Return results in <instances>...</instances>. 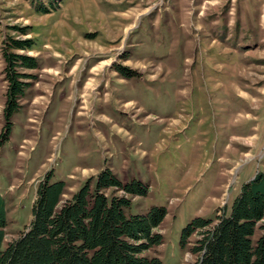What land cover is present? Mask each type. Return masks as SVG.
Listing matches in <instances>:
<instances>
[{
  "label": "rangeland",
  "instance_id": "1",
  "mask_svg": "<svg viewBox=\"0 0 264 264\" xmlns=\"http://www.w3.org/2000/svg\"><path fill=\"white\" fill-rule=\"evenodd\" d=\"M25 37L34 48L12 51L38 67L19 69L29 84L4 130L2 51ZM106 166L146 185L130 214L167 211L147 255L192 263L198 235L182 247V229L264 173V0H0L4 244L28 223L45 172L67 199Z\"/></svg>",
  "mask_w": 264,
  "mask_h": 264
},
{
  "label": "trees",
  "instance_id": "2",
  "mask_svg": "<svg viewBox=\"0 0 264 264\" xmlns=\"http://www.w3.org/2000/svg\"><path fill=\"white\" fill-rule=\"evenodd\" d=\"M27 35L26 28L18 27ZM30 37L10 38L3 49L7 87L3 114L4 130L17 109V100L28 86L37 59L12 50L31 51ZM11 50V51H8ZM48 170L39 179L31 202L30 218L19 235L4 244L8 225L5 202L0 196V264H161L147 252L162 243L157 228L167 211L151 206L145 213L130 214V197L144 196L140 180L122 181L110 167L88 177L69 198L62 199L66 183L52 180ZM259 235L254 238L256 230ZM198 236L190 264H264V173L244 182L229 208L212 219L193 218L181 232V246Z\"/></svg>",
  "mask_w": 264,
  "mask_h": 264
}]
</instances>
